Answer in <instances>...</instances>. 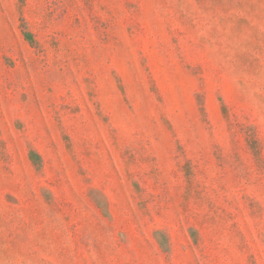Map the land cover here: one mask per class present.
Segmentation results:
<instances>
[{
	"label": "rangeland",
	"instance_id": "rangeland-1",
	"mask_svg": "<svg viewBox=\"0 0 264 264\" xmlns=\"http://www.w3.org/2000/svg\"><path fill=\"white\" fill-rule=\"evenodd\" d=\"M0 264H264V0H0Z\"/></svg>",
	"mask_w": 264,
	"mask_h": 264
}]
</instances>
